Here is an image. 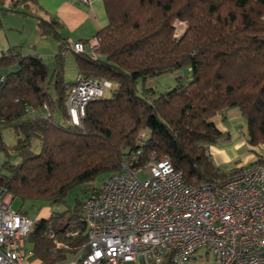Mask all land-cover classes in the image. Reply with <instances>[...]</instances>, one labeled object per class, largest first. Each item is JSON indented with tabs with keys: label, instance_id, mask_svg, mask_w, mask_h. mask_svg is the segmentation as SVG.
<instances>
[{
	"label": "trees",
	"instance_id": "trees-1",
	"mask_svg": "<svg viewBox=\"0 0 264 264\" xmlns=\"http://www.w3.org/2000/svg\"><path fill=\"white\" fill-rule=\"evenodd\" d=\"M29 2L36 1L10 0L13 7L7 9L37 17L41 34L56 38L59 49L52 64L17 45L0 54L6 75L0 90L5 118L0 184L23 202L51 205L65 203L81 188L72 206L34 218L27 240L47 264H56L67 251L80 252V264L88 250L82 197L137 150L142 162L170 158L189 182L222 179L243 168L221 169L208 151L210 144L230 140L213 117L225 118L232 107L241 112L248 143H264V0H103L107 23L95 35L100 56H74L78 74L116 85L87 104L80 125L67 113V94L77 77L65 79L63 24L36 15ZM177 18L186 22L179 38L174 37ZM178 69L188 74L176 76L173 87L146 85L148 78ZM5 127L16 135L13 145L3 140ZM257 162L264 164V156ZM58 241L67 247H57Z\"/></svg>",
	"mask_w": 264,
	"mask_h": 264
},
{
	"label": "built area",
	"instance_id": "built-area-1",
	"mask_svg": "<svg viewBox=\"0 0 264 264\" xmlns=\"http://www.w3.org/2000/svg\"><path fill=\"white\" fill-rule=\"evenodd\" d=\"M174 26L179 38L186 22L177 18ZM97 45L96 36L66 39L68 49L92 58L100 56ZM5 79L0 70V90ZM115 85L78 74L66 98L70 122L80 125L87 104ZM4 124L0 116V127ZM141 156L140 150L127 156L120 169L82 197L88 250L80 264H189L200 248L213 254L215 264H264V164L255 162L222 179L196 184L170 158L142 162ZM14 198L0 184V264H25L29 254L26 241L34 218L14 208Z\"/></svg>",
	"mask_w": 264,
	"mask_h": 264
},
{
	"label": "crops",
	"instance_id": "crops-1",
	"mask_svg": "<svg viewBox=\"0 0 264 264\" xmlns=\"http://www.w3.org/2000/svg\"><path fill=\"white\" fill-rule=\"evenodd\" d=\"M35 1L29 2L31 3L30 6L33 12L42 17L53 16L60 20L63 24L62 33L69 39L88 40L94 37L98 29L107 23V14L103 0H92L89 4L82 3L80 0ZM43 38L50 41L51 50L47 53L42 50L39 52L44 58L46 55L53 58L58 50L59 43L54 39H49L48 36H44ZM213 120L221 131L231 134V140L220 141L208 146V151L218 167L221 169L227 168L226 165L232 162L234 164H230L231 166L229 167L231 168L245 167L257 162L260 155L264 156V143L254 146L250 145L244 131L239 133L235 131L237 125H242L241 129L244 130V120L238 107L228 108L225 118L221 114H217L213 117ZM44 210L41 211V214L36 219L49 216V213H42ZM59 243L62 244L57 245V247H67L65 243ZM26 249L29 254L25 264H47L43 259L35 255L32 241H26ZM65 255V258L59 260L56 264H76L80 252L67 251ZM195 260L196 255L194 254L190 263L195 262Z\"/></svg>",
	"mask_w": 264,
	"mask_h": 264
},
{
	"label": "rangeland",
	"instance_id": "rangeland-1",
	"mask_svg": "<svg viewBox=\"0 0 264 264\" xmlns=\"http://www.w3.org/2000/svg\"><path fill=\"white\" fill-rule=\"evenodd\" d=\"M10 5H12L10 3V0H0V54L3 51H7L11 46L16 45L20 46L24 53H40V50L45 51L46 53L49 52V50H51V43L49 40H45L43 37L48 36L49 39H54L55 41H57V39L50 35L41 34L37 17H35L34 15L31 16L30 14L20 12L18 10L16 11L7 9L13 7ZM54 56L52 58L51 56L46 55L45 60L47 61V63L52 64L54 61ZM63 57L65 79L75 80L78 75V66L74 56V52L71 49L65 48ZM186 73L188 74L185 69H178L173 72L165 73L163 75L150 77L146 81V85H159L160 87L157 86V88L161 90H167L177 83L176 76ZM141 86V83H139V87ZM45 112L47 111H43V113ZM241 127L242 125H237V129L235 131H237L238 133L243 132L244 130L241 129ZM2 136L4 142L7 145H13L16 142V135L14 134L13 129L10 127H5L2 129ZM33 146L35 148H38L37 140H34ZM11 153V160H18L16 152L12 150ZM4 159V152L0 150V163H2ZM230 164L233 165L234 162L227 164V168H224V170L230 171L232 169L231 167H229L231 166ZM81 192V188L79 190H72L69 193L66 202L63 204L51 205L46 201L34 202L32 204V201L23 202L20 198L15 197L13 199L12 205L14 208H22L24 210H27L28 214L32 218H36L38 217V215L41 214V211L43 209L45 210L42 213L50 214L53 210H62L66 207L72 206L75 202L76 196H81ZM195 255V262L193 261L189 264H215L213 254L210 252L207 253L204 248H200L199 250H197Z\"/></svg>",
	"mask_w": 264,
	"mask_h": 264
}]
</instances>
